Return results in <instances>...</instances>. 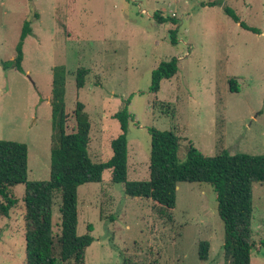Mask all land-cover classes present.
Segmentation results:
<instances>
[{"label":"rangeland","instance_id":"rangeland-1","mask_svg":"<svg viewBox=\"0 0 264 264\" xmlns=\"http://www.w3.org/2000/svg\"><path fill=\"white\" fill-rule=\"evenodd\" d=\"M208 1L217 4L204 5ZM224 4L264 30V0H0V139L28 145V179L50 177L52 69L60 64L66 66L68 126H75L73 112L82 101L93 161L112 156L120 133L114 114L130 99V180L150 176L151 127L181 137L180 160L189 146L209 156L224 149L264 153V32L243 28ZM26 19L33 31L24 42L21 73L3 61L14 58ZM174 57L178 72L152 92V71ZM81 66L88 74L78 88ZM9 190L18 202L9 216L0 214V264H26L25 184ZM217 203L210 183L181 181L171 217L160 216L152 199L127 195L105 169L100 182L78 190V234L94 237L84 264H225ZM60 204L56 193V264H75L60 259ZM253 207L251 264H264V182L253 184ZM201 240L210 242L207 260L198 255Z\"/></svg>","mask_w":264,"mask_h":264},{"label":"trees","instance_id":"trees-1","mask_svg":"<svg viewBox=\"0 0 264 264\" xmlns=\"http://www.w3.org/2000/svg\"><path fill=\"white\" fill-rule=\"evenodd\" d=\"M222 1L218 4L222 5ZM215 1L204 5H216ZM224 11L243 28L255 33L264 30L250 26L241 20L238 13L224 4ZM38 17V13L35 14ZM158 22L165 18L155 13ZM26 19L16 46L14 58L3 61L4 68L14 66L25 73L23 66L24 42L33 27ZM175 42V30H172ZM179 60L174 57L164 60L152 71L150 90L158 92L162 80L172 78L179 70ZM51 117L52 145L50 177L46 180L28 179L29 148L24 142L0 139V214L9 216L18 198L9 190L17 184H25L23 201L26 207L25 238L26 264H56L53 232V206L56 193L61 195V234L58 239L62 262L74 261L84 264L87 248L94 237L90 233L78 234V190L86 182H100L105 169H111L113 182H122L129 196L146 197L156 203L160 216L171 217L177 204V185L181 181L206 182L217 193V208L224 224L223 255L225 264H251V255L256 247L252 227L253 184L264 182V153H230L220 150L214 155H205L189 146L187 156L180 160L178 151L181 137L173 130L149 129L151 135L150 176L143 180L128 179V131L134 120L129 109L130 99L114 117L120 122V133L112 139V156L106 161H93L89 153L91 122L82 101L76 103L73 112L75 126L69 128L66 112V66L53 67ZM88 69L79 67L76 85L86 83ZM156 105V102L153 103ZM90 226L89 230H92ZM264 244V242H263ZM210 242L201 240L198 255L201 260L209 258ZM123 264H130L125 259Z\"/></svg>","mask_w":264,"mask_h":264}]
</instances>
